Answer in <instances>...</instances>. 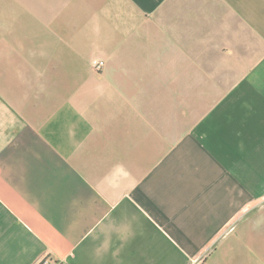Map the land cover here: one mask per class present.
<instances>
[{
	"label": "crops",
	"instance_id": "obj_1",
	"mask_svg": "<svg viewBox=\"0 0 264 264\" xmlns=\"http://www.w3.org/2000/svg\"><path fill=\"white\" fill-rule=\"evenodd\" d=\"M263 198L264 0H0V264H264Z\"/></svg>",
	"mask_w": 264,
	"mask_h": 264
},
{
	"label": "built area",
	"instance_id": "obj_2",
	"mask_svg": "<svg viewBox=\"0 0 264 264\" xmlns=\"http://www.w3.org/2000/svg\"><path fill=\"white\" fill-rule=\"evenodd\" d=\"M103 64L101 60L93 61V65L95 68L99 69ZM36 264H63L62 262L52 258L50 255H46L42 257Z\"/></svg>",
	"mask_w": 264,
	"mask_h": 264
},
{
	"label": "rangeland",
	"instance_id": "obj_3",
	"mask_svg": "<svg viewBox=\"0 0 264 264\" xmlns=\"http://www.w3.org/2000/svg\"><path fill=\"white\" fill-rule=\"evenodd\" d=\"M263 201H264V198H263Z\"/></svg>",
	"mask_w": 264,
	"mask_h": 264
}]
</instances>
